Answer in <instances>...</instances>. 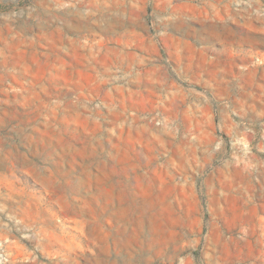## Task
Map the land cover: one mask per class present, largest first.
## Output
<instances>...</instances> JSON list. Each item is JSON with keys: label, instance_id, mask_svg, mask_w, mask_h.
Returning <instances> with one entry per match:
<instances>
[{"label": "rangeland", "instance_id": "rangeland-1", "mask_svg": "<svg viewBox=\"0 0 264 264\" xmlns=\"http://www.w3.org/2000/svg\"><path fill=\"white\" fill-rule=\"evenodd\" d=\"M0 264H264V0H0Z\"/></svg>", "mask_w": 264, "mask_h": 264}]
</instances>
